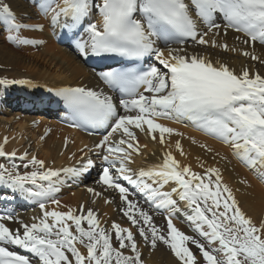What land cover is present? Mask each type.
I'll list each match as a JSON object with an SVG mask.
<instances>
[{
	"label": "snow or ice",
	"instance_id": "obj_1",
	"mask_svg": "<svg viewBox=\"0 0 264 264\" xmlns=\"http://www.w3.org/2000/svg\"><path fill=\"white\" fill-rule=\"evenodd\" d=\"M35 3L45 16L51 13L50 23L65 30L69 42L82 57L114 55L139 61L155 56L167 71L150 65L146 70L130 66L101 72L99 78L103 84L118 93L115 99L85 87L55 91L84 125L106 130L107 134L95 146L99 150L97 156L105 165L98 183L118 190L126 204L122 211L130 227L113 222L111 232L107 231L94 210H85L83 205L77 214L71 208L48 211L40 203L43 215L35 218L38 223L31 224L11 213L0 214V264H31L29 256L13 248L30 253L38 264H143L137 234L153 249L158 242L167 245L181 264H196V257L187 246L189 241L199 248L206 264H264V223L257 227L246 217L231 190L222 186L218 169L208 168L203 175L196 173L190 166H180L171 152L165 153L162 163L147 170L133 172L129 166L134 162L132 153L139 154L132 127L146 134L159 133L163 144L165 134L171 135L174 130L157 121L186 118L199 130L227 143L247 167H259L258 178L264 182V76L251 75L247 69L236 73L224 63L213 62L200 54L189 56L180 48H168L165 56V51L157 47V40L184 44L191 39L196 44L210 43L227 51L226 44L217 45L214 39H205L214 29L217 31L213 35H218L221 27L216 23L218 18L225 22V29L242 32L252 42L264 44V0H101L99 4L94 0H35ZM94 8L99 11L101 21L86 24ZM198 20L207 26L206 32L198 30ZM0 25L9 29L8 40L12 43H37L19 35L21 29L30 26L17 21L6 0H0ZM37 27L43 30V26ZM82 33H87L88 38ZM251 58L259 59L255 55ZM27 83L26 80H0L3 85ZM115 133H120L119 140L114 138ZM7 142L5 137L4 144ZM175 146L183 155L180 141ZM4 156L14 159L17 153H6L0 144V157ZM27 158V152L19 157ZM29 163L34 170L22 175L0 164V187L48 199L59 190L54 187L53 178L59 179L60 172L79 177L94 167L91 159L79 168L60 170L46 168L44 161L35 156ZM122 180L140 188L155 209H171L165 218L166 232L154 224L147 211L128 199L129 190ZM38 181L49 184L45 188ZM169 183L175 185L171 192L162 191ZM28 184L39 190L26 187ZM88 191L94 196L102 195L93 188ZM173 195L190 210L187 219L196 224L200 235L210 244L218 242L219 247L213 252L223 253L221 259L174 225L173 213L180 209ZM51 203L59 205L60 201L52 199ZM6 222L18 223L19 227L10 228ZM84 222L87 228L82 226ZM113 233L119 247L113 246ZM77 245L86 249V254ZM123 250H130L131 255H125Z\"/></svg>",
	"mask_w": 264,
	"mask_h": 264
},
{
	"label": "bare ground",
	"instance_id": "obj_2",
	"mask_svg": "<svg viewBox=\"0 0 264 264\" xmlns=\"http://www.w3.org/2000/svg\"><path fill=\"white\" fill-rule=\"evenodd\" d=\"M6 2L10 5L18 22L23 24V19L26 18L30 19L29 21L31 22L24 23L25 25H35V22H33L35 16L27 7L24 0H6ZM41 15L45 18L43 13ZM47 17L49 18V16ZM35 26L34 32L25 31V28L19 32L20 35L24 36L23 38L37 41L36 44L28 46L32 50L30 57L15 54L7 48H2L3 45H0V80L29 81V83L24 84L26 85V90L37 93H44L49 89L58 87H85L98 92L102 91L94 75L84 67L80 60L55 43V30L49 27L48 22L38 21ZM37 26H43V30L41 31ZM220 26L218 35H213V32L217 31L214 29L205 39L209 41L214 39L217 45L226 44L229 49L227 51L223 47H213L210 43L198 46L187 44L181 47H171V49L180 48L187 52L189 56L200 54L213 62L219 61L226 64L236 73L247 69L251 75L259 73L264 76V63H262L264 61V47L251 42L245 43V41H248L246 38L235 31L225 29L223 25ZM202 32H206V30ZM7 34V31H2L0 26V36H2L0 37V44L1 40H3V35ZM231 49H235V51ZM166 50L163 49L165 56H167ZM244 52L249 53V55H243ZM252 55L259 57V59L253 60L251 58ZM161 70H164L162 65ZM11 85L0 84V96L8 93ZM0 112L2 113L0 118L7 115L10 116L4 122L0 120V144L3 145L6 153L15 151L17 158H19L27 152V159L29 161L32 156H35L38 160L44 161L46 168L53 170L71 167L79 168L83 163H86L87 159L93 160L94 164L100 166L99 170L103 167L101 158L96 154L99 151L95 147L99 143L97 138H86L67 128L53 125L55 121L50 119V117L44 116L42 110L40 111L42 113L38 112L39 114H22L19 110L9 112L8 108H0ZM60 118H65V116L61 115ZM157 122L174 130L171 135L165 134L163 144L160 143L159 133L146 134L144 131L135 129L134 127L131 128L136 136L134 143L138 142L139 145V154L132 153V160L134 162L129 165L133 169V172H138L140 169L147 170L154 165L162 163L164 155L167 152L172 153L180 166H190L196 173L203 175L208 168L218 169L222 177V186H227L231 190L238 206L245 213L246 217L250 218L255 225L260 226L264 223V182L258 178L259 167L256 169L247 167L245 163L233 154L232 148L227 143L218 141L214 137L204 136L199 129L194 130L189 126L181 127L179 123ZM119 135L120 133H115L114 138L116 139V136ZM153 135L156 136L155 139L152 138ZM5 137H7L8 141L6 144H4ZM41 137H44V139H41ZM177 141H180L183 155L176 149L175 145ZM32 142H35L33 147H31ZM7 159L9 158L7 157ZM3 163L0 161V164ZM7 166V169L11 170L10 166ZM30 166L31 164L27 171L20 172V174L22 175L34 170L33 166ZM79 177L82 178L83 176ZM79 177H72L64 172H60L59 179L53 178V184L54 187L65 190L62 183L70 182L71 180L75 181ZM98 180V177L94 179L91 176L83 185L81 184L84 181H80V185L73 184L75 188L72 187V191L63 197L59 205L44 203L45 209L48 211H68L71 208L79 214V209L83 205L85 210L89 208L94 210L102 227L111 229L113 222L125 227L124 218L126 217L122 211L126 207L125 202L121 200L118 191L107 189L106 186L98 183ZM147 182L152 184L151 180ZM38 184H42L47 188L49 182L38 181ZM174 186V183H169L161 190L171 192ZM89 188H93L96 192L102 193V195L94 196L88 191ZM69 189L68 187L66 190ZM34 190L38 191L39 188L35 186ZM134 197L139 200V197ZM20 198L21 202L25 199L29 204L37 200L31 198L28 194ZM173 199L177 200L180 209L176 213L184 215V218H187L189 213L185 210L186 206L184 202L178 201L179 198L176 195H173ZM106 200L109 202L106 203ZM142 208L152 216L153 220L157 219L158 222L165 221V218L169 215V212L166 211L159 217L151 209L148 210L147 207ZM42 215V210L38 207L18 213L15 216L24 223L31 224L33 222L38 223V219L35 218H39ZM69 223L71 224V222ZM6 224L13 229L19 227L18 223L6 222ZM83 224H86V222ZM192 224L196 226L194 222ZM176 227L178 228V226ZM178 229L186 235H190V232ZM204 230H208L206 226H204ZM194 233L200 235L197 228ZM214 246L215 248L218 247L217 244ZM77 247L82 253L86 254L79 246ZM141 248L142 245L139 246V249ZM68 255L70 259L74 260L71 254ZM142 256L143 264H177L169 254L161 249H157L150 256L142 253ZM31 259V264H38L37 259L36 261L32 257Z\"/></svg>",
	"mask_w": 264,
	"mask_h": 264
},
{
	"label": "rangeland",
	"instance_id": "obj_3",
	"mask_svg": "<svg viewBox=\"0 0 264 264\" xmlns=\"http://www.w3.org/2000/svg\"><path fill=\"white\" fill-rule=\"evenodd\" d=\"M24 20V22H30L29 21V19H23ZM31 26H35V25H31ZM0 37H2V36H0ZM1 46H2V48L4 47V49L5 48H7L8 50H10V51H12L13 53H15V54H18V55H20L21 54V56H23V57H30L31 55H32V50H27V49H24V48H22V47H20V46H15V45H12V44H8V42H5L4 41V37H3V40H1V44H0ZM5 45V46H4ZM31 53V54H30ZM5 119H9L8 118V116H3L2 118H0V120H3V122H4V120ZM34 143L35 142H32L31 143V147H33L34 146ZM29 159H24V160H19L18 158H14V159H7L6 157H0V161H2V162H4L2 165H4V167L5 168H8V166L7 165H9L10 167H13V165H17V166H14L16 169H17V171H20L21 170V172H24V171H27V169L28 168H26L24 165L25 164H27L28 166H29V161H28ZM20 164H22V166L21 167H19V165ZM13 167V168H14ZM31 167V166H30ZM71 190H64L63 191V193L61 194V196H59L58 197V200L59 201H62V199H63V197L66 195V194H68V192H70ZM258 224H259V222H258ZM257 227H259L258 225H256ZM195 240H197V238H194ZM198 241V240H197ZM200 244H202V245H204L203 244V242H201V241H198ZM193 250L195 249L196 250V253H195V256H200L199 257V259H197V262H196V264H206V261L203 259V256H202V254H201V252H200V250H199V248L196 246V244H193ZM205 247V246H204ZM205 249H207V250H209L208 248H206L205 247ZM131 254V252H130V250H128L127 251V254L126 255H130Z\"/></svg>",
	"mask_w": 264,
	"mask_h": 264
}]
</instances>
